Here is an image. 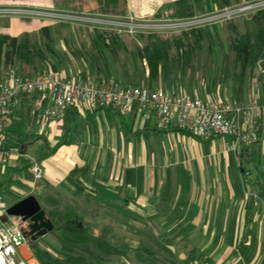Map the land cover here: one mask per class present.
Returning a JSON list of instances; mask_svg holds the SVG:
<instances>
[{
  "label": "crops",
  "instance_id": "1",
  "mask_svg": "<svg viewBox=\"0 0 264 264\" xmlns=\"http://www.w3.org/2000/svg\"><path fill=\"white\" fill-rule=\"evenodd\" d=\"M172 1L175 0H126V14L152 19L157 9ZM102 4L103 0H0L3 7L78 14L96 13ZM216 8L208 0L205 12ZM0 18L4 20L0 34L10 36L37 33L42 26L58 23L42 14L15 13ZM208 29L214 43L224 42L223 26ZM76 37H73L75 44H67L63 39L57 47L54 44L55 53L42 62L39 73L47 70L69 73L78 68L86 71L88 62L73 54V50L80 47ZM200 53L209 56L211 74L208 76L213 82L193 80L191 90L188 82L185 83V78H195V75L186 76H191L190 65L184 71L178 70L172 79L152 87H162L170 92L184 91L202 99L235 98L231 58L229 65L225 59V54L230 55L229 48L211 45ZM60 55L65 57L67 65ZM108 60L110 75L86 72L98 78L114 77L121 82V74ZM143 62L144 83H147L145 70L148 66ZM260 62L264 68V59ZM9 66L17 68V58L14 56L12 62L5 63L3 47L0 79ZM116 73L120 75L116 76ZM253 94L258 96L259 103H264V85L258 89L253 87L251 70L239 102L247 104ZM22 95L12 108V117L21 107L29 109L31 100L24 98L30 94ZM29 117L33 120L29 131L44 136L48 146L55 149L47 157L37 160L28 153L27 146L8 137L0 148V190L8 184L10 193L20 199L50 189L59 191L64 198L75 200L78 215L88 220L102 219L105 206L110 205L112 231L117 225H123L124 230L129 231L125 237L130 244L143 241L151 247L168 250L184 246L180 259L193 249L195 259L191 264H264V130L254 146L259 161L256 169L244 160L240 164L243 145L234 146L231 138L199 139L186 132L161 130L155 126L153 114L145 120L137 112L119 115L109 108H97L83 112L70 109L62 121ZM38 141L41 146L43 141ZM27 160L30 164L33 161L40 164L42 177L36 178L31 166L24 169ZM76 168L82 169L77 173L85 187L82 192L64 184ZM243 169L249 171L248 177L243 174ZM8 202L9 197L6 202L0 198L6 208ZM7 220L6 213L0 217V226H7L4 225ZM133 230L139 233L134 234ZM245 232L246 250L242 257L238 245ZM19 255L32 264H39L28 239L21 246Z\"/></svg>",
  "mask_w": 264,
  "mask_h": 264
},
{
  "label": "trees",
  "instance_id": "2",
  "mask_svg": "<svg viewBox=\"0 0 264 264\" xmlns=\"http://www.w3.org/2000/svg\"><path fill=\"white\" fill-rule=\"evenodd\" d=\"M239 1L211 0L218 8ZM207 8L208 0H175L163 4L153 17L184 18L205 12ZM126 9V0H103L97 12L125 15ZM247 22L251 23V29ZM72 30L78 36L80 44V47L73 50V54L86 60L94 72L110 75V59L119 73L126 76L128 55H136L147 63V84L150 87L172 79L180 69L184 71L195 62L205 47H210L214 42L207 28H192L177 33H141L138 35L141 43L139 45L125 32L58 22L42 26L36 34H0V51L4 47L5 63L12 62L14 56L17 58L16 70L19 75L31 77L39 73V68L47 56L55 53V37L69 44L72 41ZM223 30L233 66L232 88L235 98L241 102L246 79L255 64L264 59V7L258 9L250 18L239 17L226 21ZM28 94L30 96L24 98L26 101L33 97V94ZM29 116L28 107H21L13 115L7 135L23 147L42 140V147L35 156L37 160H41L50 155L55 147H49L44 136L29 131L28 127L33 121H30ZM256 143L243 146L242 154L239 155L240 164L244 160L258 169L259 161L254 148ZM31 165L27 160L24 169ZM81 171L82 169L77 168L72 170L64 184L84 191L85 187L80 183L77 174ZM246 171L248 170L243 169V174L248 177L249 171L247 174ZM8 187V184L4 185L0 190V198L6 202L9 197L10 205L20 198L10 193ZM35 197L53 224L49 233L59 242L58 246H53L43 243L41 237L31 240L27 235L39 264H191L195 259L193 249L180 259L175 252L164 247H151L143 241L136 245H131L127 240L126 243H118L112 237L114 231L109 224L103 223L100 228L95 227L91 221L78 215L76 201L64 198L59 191L50 189L36 194ZM249 221L250 214L247 225ZM238 248L243 257L246 250V232Z\"/></svg>",
  "mask_w": 264,
  "mask_h": 264
},
{
  "label": "built area",
  "instance_id": "3",
  "mask_svg": "<svg viewBox=\"0 0 264 264\" xmlns=\"http://www.w3.org/2000/svg\"><path fill=\"white\" fill-rule=\"evenodd\" d=\"M262 7L264 0H245L184 18L139 19L128 14H78L0 6V17L15 13L42 14L57 22L125 32L141 45L138 39L141 33H177L192 28L220 27L235 18H249ZM143 63L146 65L145 61ZM145 71L147 74V67ZM252 74L255 89L264 85V68L260 61L252 68ZM25 93L33 94L30 115L43 121H62L70 109L83 112L109 108L119 115L137 112L145 120L153 114L155 126L161 130L186 132L199 139L229 137L234 146L258 142L264 130V103H259L256 94L247 104H241L235 98L202 99L184 91L150 87L147 83L123 85L114 77L98 78L82 68L69 73L47 70L23 77L15 66H9L0 79V148L8 138L12 108ZM31 170L36 178L42 177L37 161L32 162ZM5 214L6 206L0 203V217ZM25 243L27 238L21 229L0 226V264H32L19 255Z\"/></svg>",
  "mask_w": 264,
  "mask_h": 264
},
{
  "label": "rangeland",
  "instance_id": "4",
  "mask_svg": "<svg viewBox=\"0 0 264 264\" xmlns=\"http://www.w3.org/2000/svg\"><path fill=\"white\" fill-rule=\"evenodd\" d=\"M236 3H238V2H236ZM3 22H4V20L0 18V26H2ZM247 26H248V28L251 29V23L250 22H247ZM84 27L97 28V27H93L92 25H85ZM33 33L36 34V32H33ZM74 34L75 33L72 30L73 37L75 36ZM73 37H72L71 43L75 44V42L73 41L74 40ZM225 38H226V36L224 34V42L223 43L217 44V43L213 42L212 45H221V46L224 45V46H227L226 42H225ZM60 42H61V40H59L58 37H55L54 44H55L56 47L58 46V44ZM60 56H61V60L64 62V64L67 65V60L65 59V57L63 55H60ZM48 57L49 56H47V58L44 61H47ZM208 57L209 56L207 54H205V53L201 54L200 53L198 55L196 61L190 66L189 74H191V76H189V75H186V76L187 77H192L193 75H195V78H193V79L192 78H185V83L188 82V87L191 90L194 88V83L192 82L193 80L203 79V80H209V82H213V79L209 77L211 72L209 73L210 69H209V61H208L209 59H208ZM229 58H230V55H226L225 54V59L227 60L226 61L227 65H229V62H230ZM127 60H129V61H127V62H129L127 64V75L126 76L125 75L124 76H122V75L119 76L121 73L119 75H118V73H116V76H119L121 78V82L124 83V84H129V85H141V84H144V81L146 80V76L144 74L142 61L136 55L135 56L134 55L131 56L130 54L128 55V59ZM70 64L71 63H69V65ZM86 71H89L90 73H92V72L94 73L93 69L90 68L88 66V64H87V70ZM208 73H209V76H208ZM40 144H41V142L38 141V140H37V142L35 144H29L27 146L28 153H30L33 156H36L38 154L39 150L41 149ZM110 207H111L110 205H106L105 206V216H102V219L99 218V217H96L94 219L93 218L90 219L89 221H91V223L97 228H100L103 225V223L110 224L112 216H113L111 214L112 210H111ZM8 208L9 207H7L6 209H8ZM12 211H13L12 209L9 212L7 211V219L8 220L4 223V225H7L10 228L17 227L18 229H21L23 231L26 228V225L21 221L20 217L15 215ZM89 213H91V210L89 211ZM126 233L128 234L129 231H125L123 225H117V228L114 229V232H112V237L118 243H126L127 241L130 242V240L125 237ZM132 233L138 234L139 231L138 230H136V231L133 230ZM40 237H41V241L43 243L47 242V243H49V244H51L53 246H58L59 245L58 244L59 243L58 240L54 237V235H52L49 232H47L46 234H44L43 236H40ZM131 244L136 245L135 242H133ZM185 248L186 247L182 246V247H177V250H176V248H174V250L171 249L170 251L173 252V253L175 252V254L178 256V258H181L180 257V252H181L182 249H185ZM186 253H188V252H186ZM181 256H182V254H181Z\"/></svg>",
  "mask_w": 264,
  "mask_h": 264
},
{
  "label": "water",
  "instance_id": "5",
  "mask_svg": "<svg viewBox=\"0 0 264 264\" xmlns=\"http://www.w3.org/2000/svg\"><path fill=\"white\" fill-rule=\"evenodd\" d=\"M8 207L6 213L12 209V212L25 223L23 233L26 238L28 235L31 240H35L53 229L52 222L46 217L44 209L34 195L23 197Z\"/></svg>",
  "mask_w": 264,
  "mask_h": 264
}]
</instances>
